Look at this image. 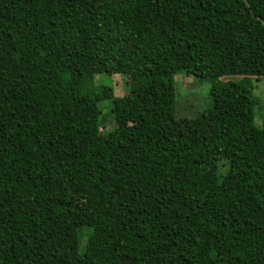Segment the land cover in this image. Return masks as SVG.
<instances>
[{"label": "trees", "instance_id": "16d2710c", "mask_svg": "<svg viewBox=\"0 0 264 264\" xmlns=\"http://www.w3.org/2000/svg\"><path fill=\"white\" fill-rule=\"evenodd\" d=\"M262 77L264 0H0V264H264Z\"/></svg>", "mask_w": 264, "mask_h": 264}, {"label": "rangeland", "instance_id": "374dc122", "mask_svg": "<svg viewBox=\"0 0 264 264\" xmlns=\"http://www.w3.org/2000/svg\"><path fill=\"white\" fill-rule=\"evenodd\" d=\"M240 77H221L220 81L238 80ZM175 88V109L174 116L176 119L193 118L208 110L212 105L211 90L213 79L209 76L187 75L179 72L173 76ZM253 94L260 100L262 106L254 108L255 121L257 124L264 122V77L259 80L252 79ZM106 86L112 89L113 97H123L130 92L128 78L122 74H95L93 78V88ZM100 110L99 122L104 132L112 131L115 126V119L111 113V99H103L98 102ZM222 173V169L219 170ZM77 211L81 220L89 219L90 213L83 201L77 205ZM88 227L80 229V251L86 242Z\"/></svg>", "mask_w": 264, "mask_h": 264}]
</instances>
